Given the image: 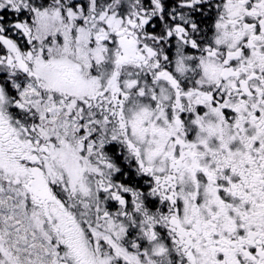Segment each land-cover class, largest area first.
Here are the masks:
<instances>
[{
    "label": "snow or ice",
    "instance_id": "obj_1",
    "mask_svg": "<svg viewBox=\"0 0 264 264\" xmlns=\"http://www.w3.org/2000/svg\"><path fill=\"white\" fill-rule=\"evenodd\" d=\"M0 264H264V0H0Z\"/></svg>",
    "mask_w": 264,
    "mask_h": 264
}]
</instances>
